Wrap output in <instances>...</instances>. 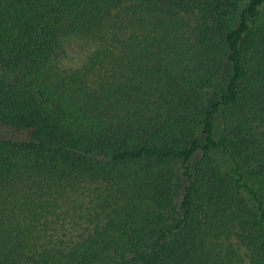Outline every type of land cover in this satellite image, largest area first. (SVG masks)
Listing matches in <instances>:
<instances>
[{"label": "trees", "instance_id": "1", "mask_svg": "<svg viewBox=\"0 0 264 264\" xmlns=\"http://www.w3.org/2000/svg\"><path fill=\"white\" fill-rule=\"evenodd\" d=\"M0 264H264V0H0Z\"/></svg>", "mask_w": 264, "mask_h": 264}, {"label": "rangeland", "instance_id": "2", "mask_svg": "<svg viewBox=\"0 0 264 264\" xmlns=\"http://www.w3.org/2000/svg\"><path fill=\"white\" fill-rule=\"evenodd\" d=\"M98 40L82 35H70L63 40V51L57 58L55 64L60 71H70L80 69L89 56L95 51ZM200 156L195 157L193 163ZM229 166L232 164L229 163Z\"/></svg>", "mask_w": 264, "mask_h": 264}]
</instances>
